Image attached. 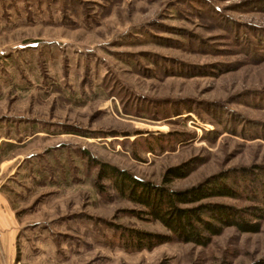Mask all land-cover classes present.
<instances>
[{
	"label": "rangeland",
	"instance_id": "rangeland-1",
	"mask_svg": "<svg viewBox=\"0 0 264 264\" xmlns=\"http://www.w3.org/2000/svg\"><path fill=\"white\" fill-rule=\"evenodd\" d=\"M0 127L35 263L264 259V220L138 249L130 231L169 232L96 176L102 162L158 185L181 167L168 188L226 175L240 197L206 201L261 205L264 0H0Z\"/></svg>",
	"mask_w": 264,
	"mask_h": 264
},
{
	"label": "trees",
	"instance_id": "trees-1",
	"mask_svg": "<svg viewBox=\"0 0 264 264\" xmlns=\"http://www.w3.org/2000/svg\"><path fill=\"white\" fill-rule=\"evenodd\" d=\"M96 165L97 180H108L119 196L140 206L141 213L160 223L169 232L166 235L130 231L129 242L138 249H150L170 239L205 246L226 227L240 233H256L264 220V194L259 199L261 205L235 207L206 201L217 197H240L236 186L226 175H215L189 188L175 190L166 184L184 174L181 167L166 169L161 184L157 185L137 179L107 163L97 162ZM248 199L254 200L250 196ZM255 264H264V259Z\"/></svg>",
	"mask_w": 264,
	"mask_h": 264
},
{
	"label": "crops",
	"instance_id": "crops-1",
	"mask_svg": "<svg viewBox=\"0 0 264 264\" xmlns=\"http://www.w3.org/2000/svg\"><path fill=\"white\" fill-rule=\"evenodd\" d=\"M3 142H6L8 150L2 149ZM13 144H16L13 138H4L2 133L0 134V174L3 171L7 172L3 179H0V264H45L35 263L39 256L32 251L38 249L39 245L28 235L29 229L13 207L15 203L13 196L5 190L8 188L5 178L12 174L16 165L13 164L15 161V155L12 154Z\"/></svg>",
	"mask_w": 264,
	"mask_h": 264
}]
</instances>
